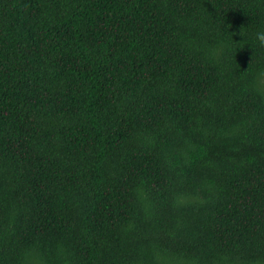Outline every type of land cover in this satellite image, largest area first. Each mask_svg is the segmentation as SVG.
Here are the masks:
<instances>
[{
	"label": "trees",
	"instance_id": "obj_1",
	"mask_svg": "<svg viewBox=\"0 0 264 264\" xmlns=\"http://www.w3.org/2000/svg\"><path fill=\"white\" fill-rule=\"evenodd\" d=\"M264 0H0V264H264Z\"/></svg>",
	"mask_w": 264,
	"mask_h": 264
},
{
	"label": "clouds",
	"instance_id": "obj_2",
	"mask_svg": "<svg viewBox=\"0 0 264 264\" xmlns=\"http://www.w3.org/2000/svg\"><path fill=\"white\" fill-rule=\"evenodd\" d=\"M257 39L260 41L261 44H264V33H258Z\"/></svg>",
	"mask_w": 264,
	"mask_h": 264
}]
</instances>
